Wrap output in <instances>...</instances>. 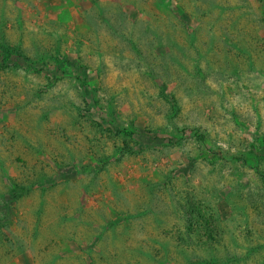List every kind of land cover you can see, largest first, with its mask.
<instances>
[{
	"label": "rangeland",
	"instance_id": "rangeland-1",
	"mask_svg": "<svg viewBox=\"0 0 264 264\" xmlns=\"http://www.w3.org/2000/svg\"><path fill=\"white\" fill-rule=\"evenodd\" d=\"M0 42L47 70L0 68V264H264V0H0Z\"/></svg>",
	"mask_w": 264,
	"mask_h": 264
},
{
	"label": "trees",
	"instance_id": "trees-1",
	"mask_svg": "<svg viewBox=\"0 0 264 264\" xmlns=\"http://www.w3.org/2000/svg\"><path fill=\"white\" fill-rule=\"evenodd\" d=\"M0 54V68L10 67L17 69L24 66L33 68V71L38 73L47 72L44 67L40 66L38 69H36L33 67L34 65H30V59L26 56L22 45L13 46L5 42H0ZM20 194L21 193L19 191L15 192L14 197H18Z\"/></svg>",
	"mask_w": 264,
	"mask_h": 264
}]
</instances>
